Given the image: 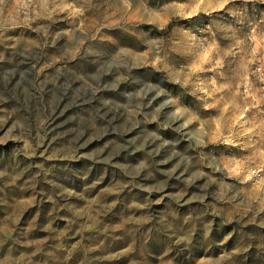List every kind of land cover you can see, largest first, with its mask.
Segmentation results:
<instances>
[{
    "label": "rangeland",
    "instance_id": "rangeland-1",
    "mask_svg": "<svg viewBox=\"0 0 264 264\" xmlns=\"http://www.w3.org/2000/svg\"><path fill=\"white\" fill-rule=\"evenodd\" d=\"M0 264H264V0H0Z\"/></svg>",
    "mask_w": 264,
    "mask_h": 264
}]
</instances>
